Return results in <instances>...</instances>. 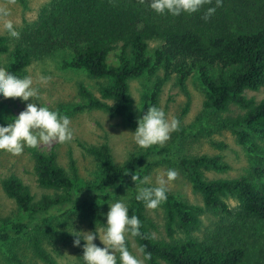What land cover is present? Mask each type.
Segmentation results:
<instances>
[{
    "label": "trees",
    "instance_id": "trees-1",
    "mask_svg": "<svg viewBox=\"0 0 264 264\" xmlns=\"http://www.w3.org/2000/svg\"><path fill=\"white\" fill-rule=\"evenodd\" d=\"M149 3L50 0L39 9L33 23L23 28L18 40L0 34V55L7 56L1 68L24 77L33 61L55 48L69 49L71 56L62 61L63 68L83 69L90 77L106 80L98 87L99 97L80 87L86 106L119 115L133 129L137 117L129 94L131 78L162 70L143 94L144 108H148L157 106L161 88L170 77L183 88L187 78L195 74L203 88L206 111L226 113L232 106L239 110L219 123L231 130L240 145L257 151L252 169L238 177L208 178L205 171L228 169L221 156H179L176 162L200 195L202 205L167 189V200L149 209L135 196L139 187L155 185H141L132 176L143 179L153 158L168 156L167 148L154 145L116 163L107 142L86 146L98 164V174L95 180L78 186L55 152L33 150L36 182L45 190L39 198L15 174L0 180L2 191L23 214V218L0 225V243L19 246V251L8 250L13 264H57L64 247L74 250V264H82L84 242L73 246V236L67 232L71 230L59 225L57 218L81 209L91 226L100 225L105 217L97 201L116 197L125 187L130 189L129 216L136 215L142 222L141 236L130 237L138 250L143 246L151 253L147 264H254L249 262L238 232L264 220V99L255 101L245 94L246 90L264 88V0H222L207 21L202 15L216 0L200 12L177 17L158 15ZM151 41L158 42L152 53L148 48ZM111 52H115L117 64L108 62ZM150 211L159 213L160 221ZM204 211L227 223L197 233ZM127 245L130 251L129 237Z\"/></svg>",
    "mask_w": 264,
    "mask_h": 264
},
{
    "label": "rangeland",
    "instance_id": "rangeland-1",
    "mask_svg": "<svg viewBox=\"0 0 264 264\" xmlns=\"http://www.w3.org/2000/svg\"><path fill=\"white\" fill-rule=\"evenodd\" d=\"M50 0H0V34L8 36L3 30L4 23L11 22L15 30L21 31L26 25L32 24L36 19L39 9ZM9 37V36H8ZM11 41H15L9 37ZM157 41L149 43V52L152 53ZM70 50L55 48L41 59L35 60L26 67V76L33 80V87L38 89V97L32 102L47 106L51 110L58 111L61 115L70 118V127L73 137L65 143L56 141L50 144H41L36 149L25 148L22 154L12 155L0 151V180L10 174L19 176L29 185L35 198H39L44 189L38 186L33 171V150L41 152H55L58 162L73 177L76 186L95 180L98 174V164L93 156L85 149L86 146L107 142L111 149L114 162L122 163L131 154L143 153L145 149L139 148L133 141L132 134L135 129L126 126L119 115L110 114L102 109L86 106L87 99L80 92V87L86 88L94 96L99 97L98 87L106 82L103 78L90 77L83 69L63 68L64 59L70 58ZM7 62V56L0 55V68ZM108 62L117 64L115 52L108 55ZM156 73L161 74L162 70ZM155 73V74H156ZM155 74L142 75L129 80V94L131 96L133 110L138 118L147 108H144L143 94L151 85ZM42 78L44 80L42 81ZM245 94L255 101L264 99V88L258 90H246ZM203 88L195 74L190 75L181 88L176 84L174 77H170L162 86L157 107L162 109L166 118L173 117L180 121L177 131L170 134V139L159 148H167L168 156H158L152 159V168L147 177V183L158 186L160 178L166 180L169 169L177 172L175 180L166 183V188L178 194L194 204L202 205L201 197L194 192L189 179L182 167L176 162L182 155L208 154L219 155L228 164L225 171H205L208 178L238 177L246 175L252 169L257 151H249L240 145L234 134L228 128L223 127L219 120L225 116H235L239 110L232 106L226 113L206 111L203 108ZM20 98H0V126H6L11 119L24 110L27 103ZM187 105V106H186ZM186 108V110H184ZM130 197V189L125 187L116 197L106 201H97L106 219L109 205L117 200L127 201ZM234 205L233 200H228ZM109 204V205H108ZM150 214L160 221V214L150 211ZM23 218V214L13 200L8 198L0 187V225L3 221H13ZM227 220V219H226ZM57 223L69 230L71 226L79 231H95L96 226H91L83 210H76L57 218ZM226 224L219 215L210 211L201 214V226L197 233H207L214 229L216 224ZM100 225H97L99 227ZM243 245L248 250L249 262L264 264V220H258L247 225L238 232ZM131 243L130 252L142 260V256L135 242L129 236ZM97 246L103 247L99 239L94 241ZM19 251L16 243H0V264H13L8 258V250ZM75 252L71 247L61 248V254L57 258V264H74Z\"/></svg>",
    "mask_w": 264,
    "mask_h": 264
},
{
    "label": "clouds",
    "instance_id": "clouds-1",
    "mask_svg": "<svg viewBox=\"0 0 264 264\" xmlns=\"http://www.w3.org/2000/svg\"><path fill=\"white\" fill-rule=\"evenodd\" d=\"M211 3L212 0H150L149 7L158 15L177 17L200 12L206 4ZM221 3L222 0H216L215 6L207 7L202 19L209 20ZM0 15L6 16L7 13L0 12ZM3 30L13 40L20 38V32L15 30L11 22L4 23ZM38 95V89L33 87L30 76L20 77L0 68V98H20L21 102L31 100L10 123L0 126V151L20 155L26 147L36 149L41 144L47 145L53 141L62 144L72 139L70 118L47 106L33 103V98ZM136 125L135 130L131 132L133 141L139 148L147 149L168 141L170 134L179 129L180 121L175 117L166 118L165 112L157 106H148L137 118ZM176 176V170L169 169L166 180L160 178L157 181L158 186L139 187L136 201L143 202L149 209L158 208L168 198L166 183L175 180ZM132 180H139L140 184L144 185L148 178L132 176ZM141 227L142 222L136 215L129 216L128 205L117 200L109 205L105 222L99 227L96 226L95 231L83 232L71 226L72 230L67 232L73 236V246L80 247L81 241L84 242L82 264H147L152 258L150 252H146L141 246V260L129 251L127 245L129 236H141ZM96 239H99L103 247L94 243Z\"/></svg>",
    "mask_w": 264,
    "mask_h": 264
}]
</instances>
